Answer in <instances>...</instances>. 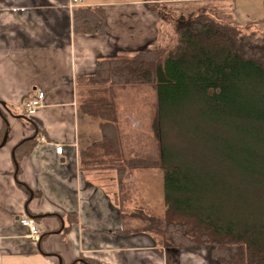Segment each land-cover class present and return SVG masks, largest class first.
I'll list each match as a JSON object with an SVG mask.
<instances>
[{"label":"trees","instance_id":"1","mask_svg":"<svg viewBox=\"0 0 264 264\" xmlns=\"http://www.w3.org/2000/svg\"><path fill=\"white\" fill-rule=\"evenodd\" d=\"M72 11L75 33H105L102 7ZM157 15L173 21L175 35L161 22L163 44L99 57L95 71L77 79L78 111L98 123L100 135L81 148L80 167L114 174L119 232L148 234L164 249L210 246L219 264H264V33L205 8L168 21ZM138 85L154 86L158 95L153 131L159 159L126 157L122 147L115 90ZM26 123L35 133L16 145L17 164L39 141V129L28 118ZM168 128L176 132L174 149L167 143ZM152 167L165 174L163 214L127 207L133 187L126 181L134 170ZM74 262L102 264L82 256Z\"/></svg>","mask_w":264,"mask_h":264},{"label":"crops","instance_id":"2","mask_svg":"<svg viewBox=\"0 0 264 264\" xmlns=\"http://www.w3.org/2000/svg\"><path fill=\"white\" fill-rule=\"evenodd\" d=\"M143 1L0 0V130L8 139L0 146V264H74L80 256L102 264H219L209 246L164 249L148 234L119 232L114 174L80 167L81 148L100 135L85 131L77 79L95 71L99 57L157 46L160 20ZM82 5L105 10V33L73 31L72 10ZM39 91L43 105L29 118L39 141L17 164L16 145L35 133L23 105ZM27 215L38 225L36 240L19 222Z\"/></svg>","mask_w":264,"mask_h":264},{"label":"rangeland","instance_id":"3","mask_svg":"<svg viewBox=\"0 0 264 264\" xmlns=\"http://www.w3.org/2000/svg\"><path fill=\"white\" fill-rule=\"evenodd\" d=\"M154 5L155 12H159L168 21L174 20L177 16H186L188 13L199 12L200 9L205 8L212 10L218 16H224L229 18L230 21H234L236 24L247 29V31H254L256 34L264 33V0H150ZM157 12V13H158ZM162 22V29H168V32L172 31L173 21L169 24L164 20ZM250 26V27H249ZM161 27V26H160ZM249 27V29H248ZM175 35V34H174ZM161 36L158 38L157 48L164 42L161 40ZM117 103V119L119 122V131L122 136V147L125 149V156L131 157H147L159 159V145L158 137L153 131L154 121L153 117L156 113V101H158V95H156V88L150 85H138V86H126L117 88L115 90ZM31 118L30 115H26ZM87 119L89 123L85 129L94 133H97L98 123L91 118ZM170 133L167 138L168 145L172 148H176L175 130ZM100 173H105L102 171ZM164 170L160 167L138 168L134 170V175L130 178L133 189V196L131 202H127V207H139L145 206L153 210L158 214L164 213V188L163 183ZM117 187V196L112 197L113 204L119 202ZM110 192V189H106ZM131 193V191H130ZM125 194L129 193L126 188ZM119 198V197H118ZM130 198V197H129ZM210 247V246H209ZM211 248V247H210ZM212 249V248H211ZM217 261V260H215Z\"/></svg>","mask_w":264,"mask_h":264},{"label":"built area","instance_id":"4","mask_svg":"<svg viewBox=\"0 0 264 264\" xmlns=\"http://www.w3.org/2000/svg\"><path fill=\"white\" fill-rule=\"evenodd\" d=\"M82 0H72V5H76V4H81ZM43 96H44V92L43 91H39L37 92L34 97H29L25 100L24 105H23V109L26 113H28V115L35 116V112L37 111V109L39 107H41V105H43ZM55 150H57V152L62 155L63 153V146H59V144L55 145ZM19 222L22 226H25L27 230V238H30L32 240H36L37 235H38V225L35 223V221L32 219L31 216L27 215V216H23L21 218H19Z\"/></svg>","mask_w":264,"mask_h":264},{"label":"water","instance_id":"5","mask_svg":"<svg viewBox=\"0 0 264 264\" xmlns=\"http://www.w3.org/2000/svg\"><path fill=\"white\" fill-rule=\"evenodd\" d=\"M22 117H24V118H28L27 116H25V115H23ZM3 140H2V142H1V144H0V146H2L3 144H5L6 142H7V134H4V136H3V138H2Z\"/></svg>","mask_w":264,"mask_h":264}]
</instances>
